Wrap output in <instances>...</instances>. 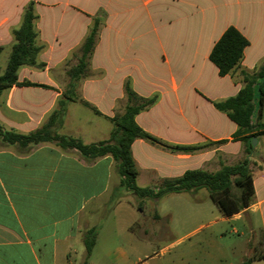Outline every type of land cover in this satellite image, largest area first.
Instances as JSON below:
<instances>
[{
  "label": "crops",
  "instance_id": "crops-1",
  "mask_svg": "<svg viewBox=\"0 0 264 264\" xmlns=\"http://www.w3.org/2000/svg\"><path fill=\"white\" fill-rule=\"evenodd\" d=\"M30 2L42 65H24L18 76L46 86L5 89L0 124L29 133L49 119L64 98L67 70L77 63L92 24L101 17L87 74L77 88L80 99L68 103L59 132L84 143L106 140L113 128L110 117L128 103L126 82L143 97L155 96L136 115L138 124L168 143L204 146L184 153L135 139L137 184L156 187L189 169L215 172L247 157L253 199L242 211L222 215L246 217L250 232L261 231L264 243V134L253 136L256 143L249 148L244 137L235 136L238 124L215 105L240 91L242 70L252 72L264 60V0H0L2 52L11 51L13 29L21 25ZM229 26L249 44L240 64L220 75L210 53ZM78 103L97 118H77L73 127ZM115 170L112 155L86 159L73 146L50 141L22 146L0 136V264H128L141 240L127 248L102 238L114 209ZM127 215L123 231L133 237L137 221ZM91 228L97 236L87 258L85 237ZM252 264H264V258Z\"/></svg>",
  "mask_w": 264,
  "mask_h": 264
},
{
  "label": "trees",
  "instance_id": "trees-1",
  "mask_svg": "<svg viewBox=\"0 0 264 264\" xmlns=\"http://www.w3.org/2000/svg\"><path fill=\"white\" fill-rule=\"evenodd\" d=\"M33 2H30L23 13L19 27L13 29L14 43L12 45L7 65L0 71V97L5 89L14 85L46 86L29 80H19L18 71L24 65L41 66L38 55L41 45L37 43V31L34 27ZM101 17H96L81 49L78 61L67 70L69 82L64 91V98L58 101V106L52 111L49 119L39 128L20 133L7 129L0 124V136L6 143H18L22 146L36 145L42 142H53L62 148L73 146L86 159H95L104 155H112L116 161V170L120 176V185L141 196L161 198L168 193L197 191L207 188L210 196L224 216H231L248 207L254 195L253 173L251 161L244 158L233 165L223 164L215 172L205 169H189L177 177H165L156 187H142L137 184L139 173L132 153V143L137 138H144L163 148L178 152H191L203 147L199 145L172 144L148 132L136 121V115L155 102L156 97H143L135 92L126 82L128 103L122 112H116L110 120L113 123L110 137L93 143H84L79 138L61 134L67 105L70 101L80 99L77 88L80 79L86 76L89 59L97 43ZM249 40L235 26H229L213 46L210 59L219 68L220 75H226L237 67L244 54ZM0 47V53L2 51ZM244 85L240 91L223 101L215 102L218 109L228 113L238 124L235 136H242L252 147L251 138L264 134V122L261 121V111L264 102V60L252 72L242 70ZM94 112L101 113L88 101H83ZM258 113V119L254 120ZM97 229L88 230L86 256L89 258L96 242ZM264 258V252L246 258L242 264H252L255 259Z\"/></svg>",
  "mask_w": 264,
  "mask_h": 264
},
{
  "label": "rangeland",
  "instance_id": "rangeland-1",
  "mask_svg": "<svg viewBox=\"0 0 264 264\" xmlns=\"http://www.w3.org/2000/svg\"><path fill=\"white\" fill-rule=\"evenodd\" d=\"M9 54L10 48L1 51L0 71H4ZM73 114V127L77 118H97L80 103ZM113 187L114 209L102 238L119 241L127 248L140 239L139 251L131 254L128 264H242L248 258L246 253L252 256L264 251L261 231L253 235L246 217L225 218L207 188L161 198L141 196L120 185L117 170ZM127 213L131 221H137L133 237L123 231Z\"/></svg>",
  "mask_w": 264,
  "mask_h": 264
},
{
  "label": "water",
  "instance_id": "water-1",
  "mask_svg": "<svg viewBox=\"0 0 264 264\" xmlns=\"http://www.w3.org/2000/svg\"><path fill=\"white\" fill-rule=\"evenodd\" d=\"M252 143H256V137H253Z\"/></svg>",
  "mask_w": 264,
  "mask_h": 264
}]
</instances>
